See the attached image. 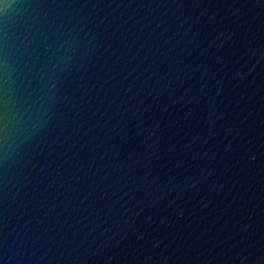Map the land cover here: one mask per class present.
Returning <instances> with one entry per match:
<instances>
[{
	"label": "water",
	"instance_id": "water-1",
	"mask_svg": "<svg viewBox=\"0 0 264 264\" xmlns=\"http://www.w3.org/2000/svg\"><path fill=\"white\" fill-rule=\"evenodd\" d=\"M0 264H264V0H0Z\"/></svg>",
	"mask_w": 264,
	"mask_h": 264
}]
</instances>
